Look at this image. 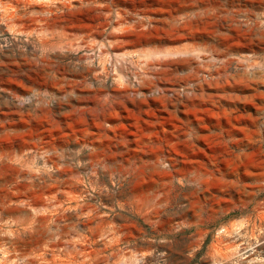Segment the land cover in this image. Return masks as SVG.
<instances>
[{
	"label": "rangeland",
	"instance_id": "1",
	"mask_svg": "<svg viewBox=\"0 0 264 264\" xmlns=\"http://www.w3.org/2000/svg\"><path fill=\"white\" fill-rule=\"evenodd\" d=\"M0 264H264V0H0Z\"/></svg>",
	"mask_w": 264,
	"mask_h": 264
}]
</instances>
